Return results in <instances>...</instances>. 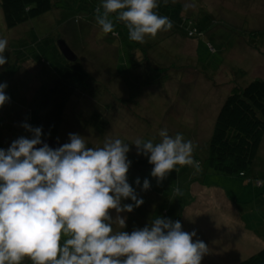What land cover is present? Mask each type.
Returning <instances> with one entry per match:
<instances>
[{"label": "rangeland", "instance_id": "obj_1", "mask_svg": "<svg viewBox=\"0 0 264 264\" xmlns=\"http://www.w3.org/2000/svg\"><path fill=\"white\" fill-rule=\"evenodd\" d=\"M165 1L167 0H158V4ZM171 1L174 3L175 0ZM181 1L187 5L183 4L181 11L184 16L193 12L195 15L203 12L199 23L210 22L209 26H206L208 32L206 31L205 39L192 41L184 39L180 32L169 36L170 34L164 31L159 32L154 39L146 37L145 43H140L142 44L140 46L142 48L143 44H150L147 53L149 59L141 61L143 53L139 48L140 50L132 56L133 62L140 59L141 63L131 69L129 51L125 46L128 41L120 40L124 36L121 29L120 39L108 34L101 37V29L96 20L92 21V25H88L85 23V15H80L76 32L73 28V16L79 11L91 12L94 6L100 4V0L56 1L55 4L64 3V7L70 8V11L66 9L68 20L64 24L56 17L53 18L56 16L55 9L7 28L2 22L0 10V38H6L8 41L4 53L7 63L0 66V83L7 84L4 91L10 97V100L0 107V148L6 150L9 141L12 142L20 136L32 137V133L25 130L22 125L30 124V114L36 98L41 89L53 81L57 75L56 71L61 67L59 65L63 56L57 48L56 40L63 37L66 44L77 54V58L85 64V69L97 78V85L93 88L95 93L92 95L82 93L78 97L76 95L71 97L59 131L52 139L64 144L69 142V133H76L84 137L88 147H101L107 137L124 140L130 147L127 157L131 164L127 178L129 184L134 187L137 186L135 176L139 173L134 169H140L141 166L143 170L145 168L141 163L149 170L147 179L151 189L156 187V178L151 176L153 165L148 162L147 156L138 155L136 146L131 143L137 138L144 140L155 138L154 142H158L160 129H167L172 136L182 133L185 140H191L196 145L193 157L202 160L207 153L206 143L218 107L229 93L231 85L236 82L244 85L254 78L264 79V0ZM192 14L190 16H195ZM59 25L64 29L61 30ZM82 25H85L84 30ZM67 27L69 29H65ZM206 39L212 42L215 49L213 53L207 51ZM43 71L48 73V77L43 75ZM168 74L171 75L170 78H167ZM104 107L105 110L101 109ZM102 112L106 117V125L101 124ZM102 128L104 132L99 134ZM8 130L10 133H7ZM12 133L13 136L10 135ZM134 157L139 158L136 165ZM183 167L186 170L191 168ZM129 172L135 175L132 176ZM248 175L252 180L255 177L262 186L248 182L252 188L246 186L244 192H249L252 197L254 192H258V195L249 200L247 205L263 207L264 136ZM171 176L172 172L162 181L173 182ZM214 176L215 179H212L208 174L204 184L209 185L213 180L214 184L217 183L229 193L238 192L234 189L236 187L234 181L243 184L240 178ZM171 185L172 183L166 184L169 189L174 184ZM163 189L166 193L169 191L164 187ZM138 190L140 192L143 189ZM146 191L148 190H143ZM125 203L132 201L130 198L122 200V204ZM158 204L159 201L155 200L154 219L177 220L178 205H175V208H168L165 205L168 212L163 216L160 212L161 207L157 208ZM170 214L173 215L171 218ZM111 215L113 218L116 217L115 210L111 211ZM119 215L130 220L122 229L130 233L133 229L131 226L133 215L131 212H122ZM216 217V211H213V218ZM194 225L195 219L191 218V231ZM113 227L119 230L118 225L114 224ZM195 233L193 241L201 240L196 231ZM218 238V245L213 247V256L208 257L216 264H233L261 247L239 252L232 246L224 247L221 234H218ZM24 264H31L30 260L25 259ZM201 264H206V261L202 259Z\"/></svg>", "mask_w": 264, "mask_h": 264}, {"label": "clouds", "instance_id": "obj_2", "mask_svg": "<svg viewBox=\"0 0 264 264\" xmlns=\"http://www.w3.org/2000/svg\"><path fill=\"white\" fill-rule=\"evenodd\" d=\"M158 7V0H100L95 20L101 37L114 32V15L131 41L154 39L173 27ZM7 46L0 38V66L7 63ZM6 87L0 83V107L10 100ZM22 126L32 137L20 136L6 150L0 148V264H24L25 259L31 264H201L208 246L193 241L195 231H183L179 220L156 218L130 233L122 230L126 218L119 214L144 202L128 182V143L107 137L101 147H88L84 137L69 133V142L52 148L41 139L42 127ZM158 135V142H131L138 155L147 156L158 182L177 165L192 167L194 174L202 171L191 140L167 129ZM149 188L146 178L143 190ZM129 198L134 203L122 204Z\"/></svg>", "mask_w": 264, "mask_h": 264}, {"label": "trees", "instance_id": "obj_3", "mask_svg": "<svg viewBox=\"0 0 264 264\" xmlns=\"http://www.w3.org/2000/svg\"><path fill=\"white\" fill-rule=\"evenodd\" d=\"M56 1L60 2L61 0H0L2 22L5 27L12 28L43 13L59 9L60 14L56 13V16L54 15L53 18L56 17L60 23L64 24L66 23L65 21L68 20L66 18V15L68 14V12L66 13V9L69 10L70 8L64 7V3L57 5L55 4ZM183 4L187 6L186 2L184 3L181 0H175L174 3L171 0H167L163 3H160V5L158 4L159 7L156 9L157 13L159 15L167 16L173 24L171 30L164 32L170 34L169 36H173V34H176V32H180L184 39H190L192 41H198L200 38L205 39L204 36L208 32L206 26H209L210 22L205 24L199 23L200 16H202L203 12L197 13L198 15H195V13L191 11L193 14H190L195 16L192 17L190 14L188 16H184L185 14L181 13ZM96 7L97 6H94V9L91 12L79 11L78 14L73 16V28L75 29V32L77 30L76 24L80 22V15H85V23L92 25L95 20ZM72 12L73 9H71V14ZM110 19H113L114 21V32L109 33L108 35L116 39H120L121 32H119V29H121L124 32V36L121 37L123 39L120 40H124L125 42L128 41L125 46H127L129 51V69L132 67L134 68L135 65L141 63V61L149 59L147 53L150 44L146 42L147 44H143L141 48L140 45L142 44L129 39L126 27L123 22L116 21L114 15L110 16ZM82 26V30H84L85 25ZM59 28L61 30L64 29L61 25H59ZM65 29L69 28L67 27ZM68 32L71 33L70 30H68ZM58 39L64 40L63 37H58ZM205 46L208 52L213 53L215 51L212 42L208 39L205 40ZM139 48L143 53V57L141 58V61L140 59L137 60L138 63L137 61L133 62L132 55L137 50H140ZM24 60L22 62H24ZM59 67L60 69L58 68L56 71L57 75L53 81L41 89L38 97L36 98L34 108L31 110L30 125L33 127H42L43 135L41 138L56 137L62 123L65 108L72 96L76 95L78 97L82 93L89 95L95 93L93 88L97 85V78L90 71L85 69V64L81 61V59L77 58V55L76 59L72 61L66 60L63 57L62 61H60ZM44 74L48 77L47 72L43 71V75ZM170 77L171 75L168 74L167 78ZM101 109L105 110L106 107ZM101 114V124L106 125V117L103 116V112ZM69 121L72 122V120ZM100 121L101 120L99 119V122ZM99 132V134L103 133L104 128H102ZM7 133H10V131L8 130ZM10 135L13 136L14 134L12 133ZM263 136L264 79L254 78L244 85H240L237 82L236 84H232L229 93L224 97V99H222V102L218 107V111L213 122L212 131L206 143V156L202 160H198L196 157H194V159L199 161L201 164L202 171L194 174L195 170H193L192 167L186 170L183 169L184 167L181 168L179 166V170L172 171L171 178L173 179V182L169 180L167 183L164 181L157 183V179L155 180V177L152 178L155 180L156 187L151 189L150 186V188L147 190L151 192L148 193V191H146V193L150 198L154 199L153 209L155 200L159 201L157 208L161 207L160 212L163 214V216H166L168 208H175L173 201H175L177 198L176 190L179 189L181 193L187 191L189 189V184L194 181V177L196 175L202 176L206 171H212L225 176H238L249 179L247 175L249 174V171L251 172L253 160L255 158L256 152L259 149ZM11 143L12 142L9 141L8 145L10 146ZM9 146H7L6 149ZM138 160L139 158L134 157L133 161L135 162V165L138 163ZM141 164H143V167H146L144 163ZM134 171H136V169H134ZM148 171V168H146L145 172L142 170L135 176L136 179H140L139 185H135V187L131 185L135 191H138L139 188L143 189V181L148 177ZM178 171L179 173H177ZM129 174L132 176L135 175L132 172H129ZM254 182L255 184L262 186V184L258 182L257 179H255ZM170 183H172V185L174 184L173 186L171 185V189L166 186V184ZM163 187L165 189H169V191L166 193L164 189L162 190ZM153 194H165V196L160 198L158 196V198H155ZM187 201L188 200L185 199L179 205V207H182V204ZM165 205H167L168 208H166ZM172 216L173 215L171 214L169 215L170 218ZM178 219L179 218L177 217V220ZM129 222L130 220L127 219L126 225L129 224ZM131 226H133L131 231L137 229L133 219L131 220ZM233 264H264V244L252 254Z\"/></svg>", "mask_w": 264, "mask_h": 264}, {"label": "crops", "instance_id": "obj_4", "mask_svg": "<svg viewBox=\"0 0 264 264\" xmlns=\"http://www.w3.org/2000/svg\"><path fill=\"white\" fill-rule=\"evenodd\" d=\"M55 12L60 14L59 9ZM177 169L179 170V167ZM142 170V167L136 169L138 172ZM208 174L211 175L212 179H215L216 176L214 175H221L212 171H206L202 176L196 175L194 181L189 184V189L182 192L173 201L174 205H178V220L182 224V230L189 233L196 231L197 236L208 246V253L203 256L206 264L213 262V259L208 257L211 258L213 256V247L218 245V234H221L224 240V247L232 246L233 249L239 252L256 250L264 244V203L263 207H249L247 205L248 201L255 198L258 192H254V197H252L249 192L245 193L243 190L246 186H251L248 182L253 184L255 179L253 181L251 178L229 176V178H240L243 182L240 185L234 181L236 185L234 189H237L238 192L229 193L227 189H223L217 183L214 184L213 180L210 181L209 185H205ZM136 193L138 198H142L144 202L141 206L134 207L131 214L136 227L143 228L154 220V199L150 198L146 192H139L138 190ZM158 196L160 198L165 196V194H158L157 198ZM170 199L172 200L171 197ZM185 199L188 201L182 204V207H179ZM132 203L134 202L132 201ZM213 211H216V218H213ZM175 216L177 217V215ZM191 218L195 219L193 231L190 229Z\"/></svg>", "mask_w": 264, "mask_h": 264}, {"label": "water", "instance_id": "obj_5", "mask_svg": "<svg viewBox=\"0 0 264 264\" xmlns=\"http://www.w3.org/2000/svg\"><path fill=\"white\" fill-rule=\"evenodd\" d=\"M57 47L60 51V53L62 54V56L69 61L75 60L76 59V55L75 53L71 50V48L66 44V42L63 39H58L57 40ZM42 141H44L45 143H47L50 147L52 148H58L61 145H63V143L52 139V138H41ZM42 146V145H38L37 147Z\"/></svg>", "mask_w": 264, "mask_h": 264}]
</instances>
